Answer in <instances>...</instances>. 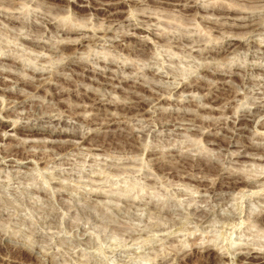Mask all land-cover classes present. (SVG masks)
Returning <instances> with one entry per match:
<instances>
[{"label": "rangeland", "instance_id": "374dc122", "mask_svg": "<svg viewBox=\"0 0 264 264\" xmlns=\"http://www.w3.org/2000/svg\"><path fill=\"white\" fill-rule=\"evenodd\" d=\"M117 1L124 3L109 20L98 0H0V72L10 75L0 77V264H23L31 250L38 264H264V112L225 125L228 100L212 99L224 94L213 86L224 80L239 94L228 116L264 100V0H195L199 9L184 6L194 0H182L183 8L170 4L181 0ZM212 4L244 11L235 17L260 23L259 33L235 29L241 21L220 18ZM137 25L151 34L139 30L128 41ZM226 35L242 40L235 52L199 55L204 46H225ZM72 60L101 74L85 76ZM207 62L226 75L203 74ZM10 71L29 80L38 73L51 85L14 83ZM56 87L67 92L66 105L80 101V120L52 98ZM87 95L104 98L100 113ZM140 97L145 111L116 107ZM59 130L91 136L52 139ZM222 171H240L258 187L225 188L217 202L205 188ZM195 207L210 218L201 221ZM249 248L257 258H246Z\"/></svg>", "mask_w": 264, "mask_h": 264}, {"label": "bare ground", "instance_id": "6f19581e", "mask_svg": "<svg viewBox=\"0 0 264 264\" xmlns=\"http://www.w3.org/2000/svg\"><path fill=\"white\" fill-rule=\"evenodd\" d=\"M87 1V0H86ZM90 1V0H89ZM97 1V0H96ZM113 0H98V2H100L102 5H105V7L104 8H102V7H99V8H102V9H104L107 13H108V16L110 17L109 18V20H112L113 18H115L116 17V15L118 14V12L119 11H117L116 9L118 8V5L117 4H120V3H124V1H120V2H112ZM139 1V0H138ZM144 1V0H143ZM147 1V0H146ZM145 1V2H146ZM160 2H166V3H169V2H167V1H170V0H159ZM193 1V0H192ZM145 2H143V3H145ZM194 2V5H192V3ZM191 4H187V5H184V6H186V7H191V8H198L199 9V7L200 6H198V4L196 3V1L194 0ZM128 3V2H127ZM184 3V2H183ZM147 4V3H146ZM170 4H175V5H181L182 6V0H181V2H176V3H173L172 1L170 2ZM215 4V3H214ZM218 4V3H217ZM92 5V4H91ZM213 5V4H212ZM211 5V6H212ZM88 6V5H87ZM90 7V6H89ZM202 7H203V5H202ZM93 8H96V7H94L93 6ZM181 8H183V6L181 7ZM204 8V7H203ZM208 8H209V6H208ZM237 8V7H236ZM236 8H234L233 7V5L231 6H228V5H221V4H219L218 6H214L213 5V8H211L212 10H214L219 16H220V18H225V19H238V20H240L241 21V23H235V25H236V27L237 28H235V29H238V28H244L246 31H245V34H246V32H248V34H250V33H259V31H260V29H261V24L260 23H258V22H254L252 19H250V18H248L247 17V15L246 14H244L243 16H241V17H235L236 15L238 16V14H243V12H241V11H239L240 9H236ZM202 9V8H201ZM206 9V8H205ZM210 10V9H209ZM243 10V9H242ZM196 11H197V9H196ZM200 11V10H199ZM204 11V10H203ZM205 11H207V10H205ZM213 12V11H212ZM211 12V13H212ZM214 12V13H215ZM214 13L212 14V15H214ZM246 13H248L247 11H246ZM250 14V13H249ZM145 14H143V16H144ZM239 15V16H240ZM142 16V17H143ZM148 16V15H147ZM205 16H207V15H205ZM217 16V15H216ZM251 16V15H250ZM48 17V16H47ZM146 18V17H145ZM202 18H204L203 17V15H202ZM209 18V17H208ZM205 19H207V18H205ZM204 19V20H205ZM212 19V18H211ZM215 20H216V18H214ZM219 21H220V19L219 18H217ZM123 20H126V19H123ZM122 20V21H123ZM147 20V19H146ZM208 20H210V19H208ZM208 20H207V22H208ZM218 20H216L217 22H218ZM143 21V20H142ZM213 21V20H212ZM46 22H48L47 20H46ZM126 22V21H125ZM214 22V21H213ZM221 22V21H220ZM128 23H131V22H129L128 21ZM211 23V22H210ZM215 23V22H214ZM219 23V22H218ZM222 23H224V22H222ZM233 23V22H232ZM49 24V23H48ZM72 24V23H71ZM141 24V23H140ZM219 24H221V23H219ZM127 25V24H126ZM133 25V24H132ZM142 25V24H141ZM218 25V24H217ZM225 25V24H224ZM227 25V24H226ZM230 26V25H229ZM55 27V26H54ZM68 27H70V26H68ZM107 27V26H106ZM110 27V26H109ZM108 27V28H109ZM225 27V26H224ZM66 28V27H65ZM64 28V29H65ZM73 28V27H72ZM131 28H132V26H131ZM148 28V27H147ZM68 29V28H67ZM107 29V28H106ZM111 29V28H110ZM109 29V30H110ZM149 29V28H148ZM148 29H146V28H142V27H139L138 25H137V27H135L134 28V32L132 33V34H130V35H125L127 38V40L129 41V40H132L133 39V37H135V36H139L138 35V31L140 30V31H144V32H147L148 34H151V32L148 30ZM234 29V30H235ZM105 30V29H104ZM74 32L75 30H71V32ZM104 32H107V30L106 31H104ZM103 32V33H104ZM231 32V31H230ZM65 34L66 33H69L68 31H66V32H64ZM108 33V32H107ZM157 33V32H156ZM257 33V34H258ZM233 34V33H232ZM157 35V34H156ZM234 35V34H233ZM237 35V34H236ZM160 36V35H159ZM228 35H226V37H227ZM235 36V35H234ZM234 36H231V37H234ZM85 37V36H84ZM104 37V36H103ZM185 37V36H184ZM229 37V36H228ZM231 37H229L228 38V40L225 42L226 44H225V46H222L221 44V46L222 47H218V48H215V46H213V48H210L209 46L207 47H203V49L202 50H199V49H196L197 51L199 50L200 52H199V55H200V53L202 54L201 56H205L206 58H211V57H214L213 55H215L216 56V58H217V55H219L221 52H223V51H227V52H230V51H233V52H235V48L234 49H232V47L233 46H237L238 47V45H240V43L242 42V40H239V38L237 39V40H239L238 42L237 41H235L236 39L235 38H231ZM83 38V37H82ZM89 38V37H88ZM87 38V39H88ZM183 38V37H182ZM190 39V38H189ZM70 40V39H69ZM85 40V39H84ZM144 40V42H143V47L141 48H139L140 50H142V51H145L146 50V48L145 47H147V43L149 42H145V41H147L146 39H143ZM185 40V42H186V39H184ZM83 41V40H82ZM82 41H80L81 43H82ZM183 41V40H182ZM182 41H181V43H182ZM74 42H76V41H74ZM187 42H188V40H187ZM77 43H79V42H77ZM129 43V42H128ZM127 43V44H128ZM130 43H131V41H130ZM237 43H239V44H237ZM61 45V44H60ZM149 45V44H148ZM205 45V44H204ZM219 45V46H220ZM128 46V45H127ZM126 46V47H127ZM134 46V45H133ZM130 47H131V45H130ZM178 47V46H177ZM129 48V47H128ZM181 48V47H180ZM215 48V49H214ZM135 49H136V47H135ZM190 49V48H189ZM193 49V48H192ZM192 49H190V50H192ZM133 50H134V47H133ZM262 51H263V53H264V47H262ZM195 52V51H194ZM137 53V52H136ZM196 53V52H195ZM195 55H197V54H195ZM5 58H8L7 56L5 57ZM10 58V57H9ZM8 58V59H9ZM11 59V58H10ZM72 59H74V58H72ZM205 59V58H204ZM70 60V59H69ZM12 61V60H11ZM13 62V61H12ZM68 62V61H67ZM105 62V61H104ZM108 62V61H107ZM218 63V62H217ZM14 64L16 65V66H18V64H17V62H16V60H15V62H14ZM69 66L70 67H75L76 69H75V71H77L78 72V70H80L81 72H82V74L83 75H85V73H89V72H91L93 75H95V76H98V74H101L100 72L102 71H96V69H91V67L89 66V64H87V63H84V62H79V60L77 61V60H75V61H70L69 62ZM105 66V65H104ZM254 66V65H253ZM106 67V66H105ZM221 67V66H220ZM220 67H217V69L216 68H212V66H210V63L208 64V62L206 63V65H204V68H203V74H205V75H207V72H210L211 74H212V78H216L217 77V75H221V74H224V75H226L225 74V72L227 71H222V70H219V69H221ZM69 68V67H68ZM254 68V67H253ZM262 67L261 66H256L255 67V70H260ZM264 68V67H263ZM201 69H202V67H201ZM213 69V70H212ZM104 70H105V68H104ZM103 70V71H104ZM224 70V69H223ZM254 70V69H253ZM35 71V70H34ZM235 71V70H234ZM200 72H202V71H200ZM10 73L12 74V76H14L13 74H14V72H11L10 71ZM36 73V72H35ZM103 73V72H102ZM233 74H229L228 73V75H230V77H233V75H239L238 73H236V72H232ZM33 74V73H32ZM42 74V73H41ZM6 75H9V74H7V72H0V77H4V76H6ZM160 75V74H159ZM10 76V75H9ZM86 76V75H85ZM88 76V75H87ZM101 76V75H100ZM203 76V75H202ZM201 76V77H202ZM34 79H25L24 77H11V78H14V83L15 82H26V83H30L31 85L33 84V86L35 85L37 88L39 87V88H43L44 86H46V85H51L45 78H43V76L41 77L38 73L37 74H34ZM47 77V76H46ZM49 77V76H48ZM94 77V76H93ZM102 77V76H101ZM199 77V76H198ZM205 77V76H204ZM239 77V76H238ZM97 78V77H96ZM103 78V77H102ZM101 78V79H102ZM104 78H106V77H104ZM103 78V79H104ZM193 79V78H192ZM96 80H98V79H96ZM100 80V79H99ZM119 80L121 81V79L119 78ZM231 80V79H230ZM233 80V79H232ZM243 80V79H242ZM123 81H126L125 80V78H124V80ZM183 81V80H182ZM218 81V80H217ZM216 81V82H217ZM222 81V80H221ZM236 81V80H235ZM241 81V80H240ZM249 81V80H248ZM101 82H103V80L101 81ZM105 82H107L106 80H105ZM112 82V81H111ZM143 82V81H142ZM141 82V83H142ZM145 82H147V81H145ZM190 82V81H189ZM194 84H193V86H192V83H189L192 87H194V89H197V87L198 86H202V81H199V82H194V81H192ZM222 82H224V85L222 86V85H213V83H212V85L215 87V89H217V90H219V89H222V90H224L225 92H224V94L223 95H218V94H216V95H214V97L212 98V96H208V98L210 99V98H212V99H214V100H218V99H220V98H224L225 97V100H226V98H227V100H228V106L227 107H225L224 109H225V113L227 114V115H225L224 116V118H221V119H223V121L222 120H219V121H221L220 123L222 124H228V123H230V122H232V123H234L236 120L238 121V122H243L244 120H247V118L249 119V117L250 116H252V117H257V116H259V114L261 113V112H264V100H261L260 102H258L256 105H254V107L252 108V107H245V108H243V109H241L240 110V108H241V106H236V109H235V111L234 112H237L238 111V109L240 110V112L238 111L237 113H236V115H235V113L233 114V116H228V114H229V111H227L228 109H230L231 108V105H232V99H236V98H239L238 97V95L237 94H234L235 92L237 93V91H235L236 89V87H235V85H233V84H230L231 83V81H229V84H227V82L226 81H222ZM226 82V83H225ZM238 82V81H237ZM53 83V82H52ZM183 83H184V81H183ZM244 83H246V82H243V84ZM108 84V83H107ZM150 84V83H149ZM239 84H241V83H239ZM248 84V83H247ZM246 84V85H247ZM54 85H55V83H54ZM186 86V84L184 83L183 84V86ZM188 85V84H187ZM210 85V84H209ZM242 85V84H241ZM176 86H178V85H176ZM182 86V85H181ZM183 86L181 87V88H183ZM245 86V85H244ZM115 87V86H114ZM160 87V86H159ZM141 88H142V90L143 91H148L149 92V94L151 93V96L152 95H154V97L153 98H155V94H153L152 92L154 91L152 88H151V86L150 85H148L147 83L145 84V83H142V86H141ZM158 88V87H157ZM176 88V87H175ZM211 88V87H210ZM54 89H56L55 91H54V93H52L51 92V96H52V98L53 99H56L57 100V102H58V104L61 106V107H63V108H65L63 111L64 112H70L71 113V119H73V120H80L79 118V116L80 115H78V114H76L75 115V113H77V110L79 109V107L81 106V104H80V101H78V103L76 104H74V105H66V103L64 102V100H63V96H64V94H66L67 92L66 91H64L63 89H59L58 87H56V88H54ZM156 89V88H155ZM162 89V88H161ZM141 90V89H140ZM159 90V89H158ZM157 90V91H158ZM161 91V90H160ZM213 91V90H212ZM211 91V92H212ZM215 91V90H214ZM213 91V92H214ZM71 92V91H70ZM145 92V93H146ZM156 92V91H155ZM210 92V93H211ZM159 93H161V92H159ZM209 93V94H210ZM70 94H72V93H70ZM83 94V93H82ZM81 94V95H82ZM147 94V93H146ZM148 94V95H149ZM214 94V93H213ZM227 96H226V95ZM230 94V95H229ZM80 94L79 95H77V93L74 95L76 98H78V99H82L83 98V96H81ZM145 95V94H144ZM148 95H147V97H148ZM157 95H158V93H157ZM162 95V94H161ZM160 94H159V96H156V99H157V101H161V100H163L164 98H161L160 96H161ZM232 95H234V96H232ZM88 97H90V100H92V104L94 105V109H97L98 111H99V113H100V111H102L101 109H102V107L105 105V103L103 102L104 100V98L102 99V97L100 98L99 96H97V95H93V96H89V95H87ZM137 97H138V94H137ZM136 97V98H137ZM142 97V96H141ZM140 97V99H138V101H135V99H134V101L135 102H133V103H125V104H115L116 105V107L117 108H121V109H138V110H141V111H145V106L147 105V100L145 99V98H141ZM234 97V98H233ZM261 97V96H260ZM259 97V98H260ZM262 98V97H261ZM152 99V98H151ZM168 99V98H167ZM18 100V99H17ZM106 100H108V99H106ZM137 100V99H136ZM155 100V99H154ZM154 100H153V102H154ZM186 100V99H185ZM193 100V99H192ZM191 100V101H192ZM223 100V99H222ZM130 101V100H129ZM128 101V102H129ZM150 102H151V100H149ZM149 101H148V104H149ZM189 101V100H188ZM213 101V100H212ZM107 102V101H106ZM108 102H109V100H108ZM215 102V101H214ZM18 104H21V101H17V103H16V105H18ZM109 105V104H108ZM59 106V107H60ZM105 107V106H104ZM112 107V106H111ZM116 107H113V108H116ZM93 108V107H92ZM62 110V109H61ZM107 110V109H106ZM95 111V110H94ZM93 111V112H94ZM97 111V112H98ZM62 112V111H61ZM104 112V111H103ZM218 112V110L215 108V109H212L211 110V113H214L215 115H216V113ZM221 112V111H220ZM224 112V111H223ZM106 113V112H105ZM104 113V114H105ZM224 113V114H225ZM231 113V112H230ZM59 114V113H58ZM61 114V113H60ZM73 114V115H72ZM81 114V113H80ZM222 114V113H221ZM223 114V115H224ZM220 115V114H219ZM230 115V114H229ZM94 116V115H93ZM115 116V115H114ZM57 117H59V115L57 116ZM84 118H85V116H83ZM97 117V116H96ZM100 117V116H99ZM108 117V116H107ZM110 117V116H109ZM116 117V116H115ZM222 117V116H221ZM51 118V117H50ZM70 118V117H69ZM101 118V117H100ZM218 118V117H217ZM31 119V118H30ZM34 119H35V117H34ZM89 119V118H88ZM91 119V118H90ZM106 119H108V118H106ZM111 119H112V117H111ZM111 119H109V120H111ZM86 120V119H85ZM115 119H113V121H114ZM210 120V119H209ZM212 120H214V118L212 119ZM217 120V121H218ZM252 120V119H251ZM253 120H255V118L253 119ZM260 120V119H259ZM258 120V121H259ZM3 121V120H2ZM57 121H60V118L59 119H57ZM63 121V120H62ZM96 121V120H95ZM101 121V120H100ZM106 122L108 121V120H105ZM260 121H262V120H260ZM79 122V121H78ZM97 122V121H96ZM108 122H110V121H108ZM116 122V121H115ZM208 122V121H207ZM215 124H217L215 121H213ZM212 122V123H213ZM94 123V121L93 120H90L89 121V123L88 124H93ZM111 123V122H110ZM211 123V124H212ZM94 124H96V123H94ZM109 124V123H108ZM208 124V123H207ZM215 124H213V125H215ZM35 125V124H34ZM34 125H33V123H32V126H28L27 125V127H34ZM107 125V124H106ZM220 125V124H219ZM218 125V126H219ZM224 125V126H225ZM231 125V124H230ZM234 125H235V123H234ZM17 126V125H16ZM14 127L13 128V131H18V129H20L19 128V126H17V127ZM220 126H222V125H220ZM220 126H219V128H220ZM228 126V125H227ZM261 126L264 128V119H263V121L261 122ZM208 127V126H207ZM209 127H210V124H209ZM208 127V128H209ZM213 127V126H212ZM215 128V127H214ZM23 129V128H22ZM223 129V128H222ZM225 129V128H224ZM33 130V129H32ZM54 130V129H53ZM212 132V131H211ZM87 133V132H86ZM86 133H80V131L78 132V130H77V132H72V131H51V134H52V139H53V137L54 136H57V135H62V134H67V135H69V136H71V137H78V138H81V140H87L88 138H89V136H91V135H89V134H86ZM216 134V133H215ZM219 134V133H218ZM221 134V133H220ZM223 135V134H222ZM12 136V135H11ZM217 136V135H216ZM51 137V136H50ZM220 137V136H219ZM70 139V138H69ZM229 140H231V139H229ZM234 140V139H233ZM232 144V143H231ZM230 145V144H229ZM246 145H248V144H245V146ZM249 146H251V145H249ZM251 148H253L252 146H251ZM23 149H25V148H23ZM6 150V149H5ZM238 153V152H237ZM240 153V152H239ZM238 153V154H239ZM243 153V152H242ZM8 154V153H7ZM159 154V153H158ZM245 155V154H244ZM154 156V155H153ZM156 156V155H155ZM159 157L161 156V155H158ZM158 156H156V157H158ZM237 156V154L235 155V157ZM6 157H8L7 155H6ZM162 157V156H161ZM200 158V157H199ZM154 159V158H153ZM159 158H157V160H158ZM161 160V159H160ZM163 160V159H162ZM22 161V160H21ZM159 161V160H158ZM165 161V160H164ZM163 161V162H164ZM168 161V160H167ZM16 162V161H15ZM154 162H155V160H154ZM156 164V163H155ZM184 165V164H183ZM167 166V165H166ZM185 166H186V164H185ZM194 167V166H193ZM218 168V167H217ZM190 169H187L186 171H189ZM218 170V169H217ZM219 171V170H218ZM233 171V170H232ZM21 172V171H20ZM220 172V171H219ZM223 172V171H222ZM240 172V171H239ZM239 172H236V173H229V174H226V173H219L218 174V180L216 181V179H215V182L214 183H212V185L211 186H208L207 188H205L206 189V192H208L209 193V195L212 197V198H214V200L215 201H217V202H220L223 198H224V196H223V191H226V190H239V191H241L242 193H245L246 191H249V190H252V189H254L255 188V186H257V185H254V183H253V181H251V179L249 180L248 178H246L243 174H241V172L239 173ZM182 173V172H181ZM184 173V172H183ZM182 173V174H183ZM188 174H189V172H188ZM193 174V173H192ZM183 175H185V174H183ZM182 175V177H184ZM216 175V177H217V174H215ZM190 175H186L185 177H189ZM194 176H196V175H194ZM193 175H192V178H197V177H194ZM182 177H181V179H182ZM201 177H203V175L201 176ZM205 177V176H204ZM206 178V177H205ZM192 180H194V179H192ZM204 180V179H203ZM207 180H208V178H207ZM207 180H205V181H207ZM256 183V182H255ZM210 184V183H209ZM258 187V186H257ZM226 188V190H224ZM203 189V188H202ZM199 191V190H198ZM203 191H205V190H203ZM238 191V192H239ZM205 192V193H206ZM234 192V191H233ZM204 193V192H203ZM226 193H227V191H226ZM230 193V192H229ZM228 194V193H227ZM208 195V196H209ZM224 200V199H223ZM219 204V203H218ZM217 204V205H218ZM197 207V206H196ZM195 207V209L193 208V210H195L196 212H197V214L198 215H200V216H202L201 217V221L204 219H206V218H208V212L207 213H204V210H202L201 208H196ZM204 209V208H203ZM192 210V211H193ZM194 211V212H195ZM208 211V210H207ZM206 212V211H205ZM197 216V215H196ZM198 218H200V217H198ZM209 218H210V216H209ZM208 218V219H209ZM207 219V220H208ZM199 220V221H200ZM200 221V222H201ZM199 239V238H198ZM200 240V239H199ZM194 245L192 246V249L191 250H193V252L195 253V251H197V250H199L200 251V249L198 248V246H197V242H196V239H194ZM193 242V241H192ZM192 244V243H191ZM198 245H200V244H198ZM203 245V244H202ZM209 246V245H208ZM241 246V245H240ZM245 247V246H244ZM189 248V247H188ZM209 248V247H208ZM240 248H242V247H240ZM247 247H245V249H246ZM255 248V247H254ZM253 248V249H254ZM185 249V248H184ZM190 249V248H189ZM197 249V250H196ZM242 249H244V248H242ZM249 250V251H248ZM247 250V252H246V254H247V256H246V258L247 259H254V258H257V257H255V256H253V254H251L253 251H255V250H253V251H251V249L249 248ZM183 252L184 251H186V250H182ZM181 251V252H182ZM204 251V250H203ZM258 251V250H257ZM31 252V257L29 258V259H27L25 262H23V264H38L39 262H38V260L37 259H35L33 256H32V250L30 251ZM264 252V251H263ZM187 253L189 254V256H191V252L189 253V251H187ZM186 253V254H187ZM182 254H184V253H182ZM181 254V255H182ZM256 254V253H255ZM224 255V254H223ZM223 255H222V257H223ZM245 255V254H244ZM225 256V255H224ZM182 257V256H181ZM183 257H184V255H183ZM198 257V256H197ZM200 257V256H199ZM229 257V256H228ZM263 258H264V256H263ZM201 259V258H200ZM246 259V260H247ZM242 260V259H241ZM185 262V261H184ZM252 263V262H251ZM163 264V263H162ZM183 264V263H182ZM186 264V263H185ZM220 264V263H219Z\"/></svg>", "mask_w": 264, "mask_h": 264}]
</instances>
